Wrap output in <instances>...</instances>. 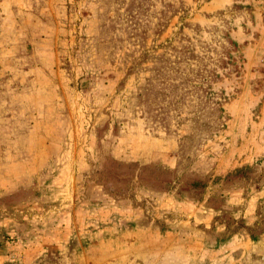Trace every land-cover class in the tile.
<instances>
[{"label": "rangeland", "instance_id": "1", "mask_svg": "<svg viewBox=\"0 0 264 264\" xmlns=\"http://www.w3.org/2000/svg\"><path fill=\"white\" fill-rule=\"evenodd\" d=\"M0 264H264V0H0Z\"/></svg>", "mask_w": 264, "mask_h": 264}]
</instances>
